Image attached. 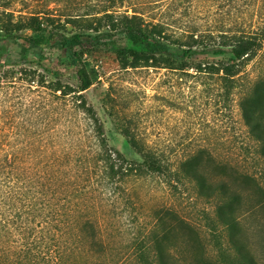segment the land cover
Returning a JSON list of instances; mask_svg holds the SVG:
<instances>
[{
    "label": "trees",
    "instance_id": "16d2710c",
    "mask_svg": "<svg viewBox=\"0 0 264 264\" xmlns=\"http://www.w3.org/2000/svg\"><path fill=\"white\" fill-rule=\"evenodd\" d=\"M117 1L109 0L113 4ZM260 1L262 22L258 26L240 23L239 18L244 17L239 16L231 27L203 28L196 22H186L180 28L148 16L147 4L122 9L127 0H120L119 9L108 5L100 11L65 18L46 3L47 8L27 12L15 8L17 2L28 0H0V85L17 88L19 84L24 91L20 108L24 122L18 126L22 141L20 145L9 144L0 182V264H75V257L102 252L97 217L100 199L107 194V199L116 203L114 198L127 194L131 181L147 176H159L171 188L194 186L199 195L220 201L219 222L230 230L235 242L243 186L254 183L262 193L263 187L255 177L233 174L232 182L226 177L212 178L206 170V149L172 162L164 151L140 137L131 119H121V133L139 156L127 158L110 145L94 107L84 95L94 84L84 56L113 52L127 70L194 69L203 75H216L224 86L234 89L243 70L264 49V0ZM69 25L77 31L68 33ZM54 50L59 52L57 58L66 56L75 66L76 85L65 82L59 70L43 67L53 76L49 80L37 68L44 66ZM216 56L223 58L212 60ZM249 83L240 108L264 160V77ZM43 91L58 99L73 98L74 106L86 114L94 144L87 149L79 150L78 144L61 150L54 143L46 103L33 96L37 93L41 97ZM210 160L216 170L228 174L226 163ZM163 230L164 235L169 231ZM165 242L158 236L141 241L136 247L138 259L143 264H178ZM236 248L251 264H257L242 245L236 244Z\"/></svg>",
    "mask_w": 264,
    "mask_h": 264
},
{
    "label": "rangeland",
    "instance_id": "374dc122",
    "mask_svg": "<svg viewBox=\"0 0 264 264\" xmlns=\"http://www.w3.org/2000/svg\"><path fill=\"white\" fill-rule=\"evenodd\" d=\"M252 2L127 0L122 9L147 4L144 7H148V16L180 28L181 23L186 22H196L203 28L231 27L239 16L244 17L243 20L239 18L240 23H252L255 27L262 22L259 17L262 4L260 0ZM45 3L61 16L96 12L108 5H115L111 9L120 6V0L117 4L109 0H28L17 2L15 9L38 11L40 7L47 8ZM76 31L72 25L68 26V33ZM52 53L44 66H37L39 71L45 72L43 67L59 70L65 82L76 85L75 66L66 56L57 58L58 51ZM84 60L94 80L84 95L94 107L110 145L127 158L139 159V156L121 133V119H131L140 137L164 151L172 162L206 149L209 176L226 177L232 182L233 174L251 175L263 189L259 192L254 183L243 186L239 232L233 242L230 230L218 219L220 201L199 195L194 186L171 188L159 176L135 179L129 183L127 194L114 198L116 203L107 199V194L100 199L97 217L104 250L75 257L74 263L143 264L136 255V247L141 241L158 236L166 240L171 258L178 264H251L240 254L236 244L242 245L257 264H264V160L249 134L240 108L249 82L264 77V49L243 70L234 89L224 86L216 75H203L194 69L188 72L165 68L127 70L122 68L113 52L88 53ZM45 73L49 80L53 79L51 74ZM4 84L0 85V182L4 179L9 144L20 145L22 136L18 130L24 122V113L20 110L24 102L22 87ZM46 92H41V97L37 93L33 96L46 103L54 143L59 144L61 150H70L72 145L77 147L78 144L79 150L87 149L94 144L86 114L74 106L73 98L58 99ZM209 159H215L218 164L226 163L228 174L216 170ZM163 229L169 230L165 238Z\"/></svg>",
    "mask_w": 264,
    "mask_h": 264
}]
</instances>
